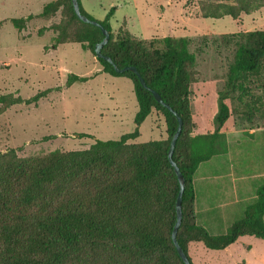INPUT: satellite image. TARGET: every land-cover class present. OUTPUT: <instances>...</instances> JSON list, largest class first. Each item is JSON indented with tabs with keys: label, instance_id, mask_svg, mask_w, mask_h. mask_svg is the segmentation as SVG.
<instances>
[{
	"label": "trees",
	"instance_id": "1",
	"mask_svg": "<svg viewBox=\"0 0 264 264\" xmlns=\"http://www.w3.org/2000/svg\"><path fill=\"white\" fill-rule=\"evenodd\" d=\"M81 13L94 20L78 0ZM199 16L239 20L264 8V0H197ZM63 10L61 24L53 27L54 46L79 44L94 57L102 31L84 23L75 14L72 0H54L43 7L40 18L48 20ZM112 8L101 23L110 31L102 48L120 69L135 66L146 85L154 89L181 117L182 133L173 160L185 178L182 224L177 240L188 255L191 243L210 250H224L240 237L264 239V186L254 204L222 235H212L198 223L195 211L194 176L199 166L215 154L220 130L210 136L191 137L192 70L196 56L185 38L144 40L129 34L125 24L114 33ZM36 18L13 19L17 30ZM231 52L227 82L231 92L252 95L251 85L264 92V30L238 32L223 37ZM102 73L125 77L133 83L139 105L137 129L120 140L95 141L88 149L55 150L33 158H22L16 149L0 151V264H185L172 239L176 224V202L180 184L168 154L178 119L159 104L132 72L117 73L112 64L96 58ZM71 75L68 84L85 82ZM47 92L29 100L0 96L5 111L36 102ZM221 98L217 124L222 128L231 115ZM166 122L167 139L131 143L139 127L153 112ZM257 111V110H256ZM87 137V135H81ZM190 259V257H189ZM193 264L192 260L190 259Z\"/></svg>",
	"mask_w": 264,
	"mask_h": 264
},
{
	"label": "rangeland",
	"instance_id": "2",
	"mask_svg": "<svg viewBox=\"0 0 264 264\" xmlns=\"http://www.w3.org/2000/svg\"><path fill=\"white\" fill-rule=\"evenodd\" d=\"M52 1L0 0V96L13 95L29 100L47 92L29 105L18 104L4 111L0 104V151L16 149L22 158H33L55 150H85L97 140H120L137 129L135 118L139 105L133 83L125 77L100 72L96 57L79 44L54 46L53 27L61 24L63 10L48 20L39 17L42 7ZM86 2L88 14L98 22L104 21L115 8L110 20L114 33L126 23L125 29L138 39L173 37L190 41V51L196 56L191 86L194 127L191 137L210 136L221 129V137L215 143L217 155L228 153L239 140L232 141L237 136L255 140L260 133L263 138L264 106L250 98L237 102L241 92L229 89L227 68L231 52L223 45V37L264 30V8L234 20L229 16L221 19L200 17L197 0ZM29 15L36 18L27 21L24 29L17 30L12 20ZM71 75L83 77L86 81L69 85ZM248 86L252 88V95L260 98V104L264 105L263 90ZM223 96L228 98L225 102L231 115L219 128L217 117ZM167 137L164 116L153 111L139 127V137L130 142L147 143L166 140ZM201 166L204 169L207 164ZM254 196L251 195L248 205L256 202ZM200 199L197 198L198 210L202 207L199 206ZM238 207L241 204L236 205L232 215H224L219 227H209V233L225 234L234 221L243 217V213L238 216ZM198 223L203 224L202 215H199ZM255 241L258 240L247 237L243 244ZM191 249H196V253ZM214 253L202 243H194L188 254L193 264H198V260L206 262V258Z\"/></svg>",
	"mask_w": 264,
	"mask_h": 264
},
{
	"label": "crops",
	"instance_id": "3",
	"mask_svg": "<svg viewBox=\"0 0 264 264\" xmlns=\"http://www.w3.org/2000/svg\"><path fill=\"white\" fill-rule=\"evenodd\" d=\"M86 3V0H81L84 10L88 13ZM97 63L99 64L98 61ZM99 66L102 72V66L100 64ZM259 135L262 134L259 133L255 140L248 136H237L235 140L232 138V141H237L238 138L239 140L228 153L215 154L209 161L204 162L207 167L202 169L201 165L204 164L202 163L196 171L194 176L195 211L198 221L199 215H202L203 224L201 226L207 230L212 226L219 227L224 215H232L236 205L241 204V207H238V216L242 213L244 216L249 206L247 201L251 195L254 194V198L258 197L259 189L264 186V135L263 138ZM258 179L262 181H254ZM197 198H201L199 206L202 205V207L199 210ZM230 202L233 204H229ZM247 237L256 238L253 236L240 237L224 250H212L215 252L214 255L206 258V262L198 260V264H264V239L256 238L258 241L253 244H243V240ZM193 245L194 243L189 245L188 253ZM191 250L196 253V249ZM240 252L244 254L240 255Z\"/></svg>",
	"mask_w": 264,
	"mask_h": 264
},
{
	"label": "water",
	"instance_id": "4",
	"mask_svg": "<svg viewBox=\"0 0 264 264\" xmlns=\"http://www.w3.org/2000/svg\"><path fill=\"white\" fill-rule=\"evenodd\" d=\"M72 5H73V8H74V11H75V14L77 15V17L83 21L84 23H87V24H91L95 27H98L102 33H103V40L98 43L95 47V54H96V58L98 59H103L105 61H107L108 63L112 64L115 71L117 73H124V72H132L134 74H136L139 78V81L141 83V85L148 91H150L152 93V95L154 96L155 100L161 104L164 108H166L170 113H172L173 115H175L178 119V127H177V130L171 140V144H170V149H169V154H168V158H169V161L171 163V165L174 167V171L177 175V178H178V181H179V184H180V191H179V194H178V198H177V202H176V216H177V219H176V224L174 226V229H173V232H172V239H173V242H174V245L177 249V252L179 254V256L181 257V259L183 260V262L185 264H192L188 255L183 251L182 247L180 246V244L178 243V240H177V233H178V230L182 224V218H183V211H182V202H183V194H184V191H185V178L182 174V172L180 171V168L178 167V165L176 164V162L173 160V154H174V151H175V147H176V144H177V141H178V138L180 137L181 133H182V127H183V121L181 119V117L179 116V114L166 102H164L161 98V96L154 90V89H151L150 87H148L146 85V82L145 80L141 77L140 73L138 72L137 68L135 66H127V67H124L122 69H120L119 67H117L116 65L113 64V61L112 59L109 57V56H105L103 53H102V48L109 42L110 40V31H108L101 23H99L98 21H95V20H91L89 19L87 16L83 15L81 13V10H80V5H79V2L78 0H72Z\"/></svg>",
	"mask_w": 264,
	"mask_h": 264
}]
</instances>
